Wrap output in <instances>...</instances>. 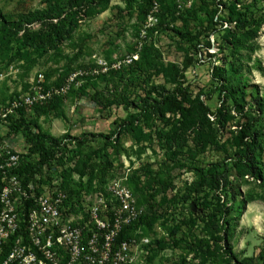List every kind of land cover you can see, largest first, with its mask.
<instances>
[{"label":"rangeland","instance_id":"374dc122","mask_svg":"<svg viewBox=\"0 0 264 264\" xmlns=\"http://www.w3.org/2000/svg\"><path fill=\"white\" fill-rule=\"evenodd\" d=\"M147 1L136 0L132 15L124 0H108L101 14L99 8L87 9L78 16L65 42L55 49H40L35 44L38 37L47 33L48 26L28 25L14 42L15 49L0 58V73L5 75L0 84V104L27 92L39 74L44 75L48 87H59L77 74L78 85L75 81L68 94L25 112L34 130L56 138L68 135L78 139L77 150L70 158L79 169L84 163L111 164L108 184L122 181L129 187L143 215L149 209L156 211L152 226L141 229V235L149 238L153 247L148 264H227L225 256H217V249L207 258L204 251L190 252L192 245L211 235L202 217L208 215L204 213L210 212L208 208L218 199L210 197L209 206L201 207L205 202L203 194L189 192L196 180L189 169H208L222 161L232 165V159L241 150L237 142L241 139L239 117L232 112L231 102L224 106L220 86L213 78L214 66L227 68L226 61H230V51L222 40V29L227 27L221 23L223 10L216 11L220 0H152L150 10ZM245 3L250 6L243 10L246 16H259L264 8V0L255 3L245 0ZM44 5V0H0V13L15 20L43 9ZM209 11L214 14L213 19ZM252 43L255 51L243 50L236 63L248 84V102L258 96L264 103V26ZM81 49L79 60L70 64L68 58ZM141 53L145 54V60L137 65ZM102 65L109 69L106 73L100 71ZM81 73L89 74L81 76ZM180 82L194 101H202L213 112L222 107L228 118L220 123L209 116V122L197 124L186 120V115L168 114L161 120L155 113L152 121L142 117L131 124L130 116L138 115V106L144 103L155 105L157 101L162 103L157 109L164 110V97ZM113 85L119 86L124 95L121 97L124 105L109 95ZM97 92H104L115 104L98 106L93 100ZM197 117V114L191 116L196 122ZM172 127H176L177 139L185 137L184 149H173L186 168L170 162V143L163 131L169 132ZM260 127L264 129V122ZM0 128L6 134L10 126ZM101 134L109 136L112 141L109 146L105 147V140L98 136ZM8 135L15 139L17 150L28 151L22 131ZM262 145L263 153L259 157L264 161ZM74 149L76 145L72 142L71 150ZM78 172L67 176V188L71 191L80 186ZM86 178L90 187L99 186L97 170ZM230 180L242 194L232 212L233 217H239L229 234L233 252L240 260L254 258L256 264H263L261 191L255 184L245 183L236 176ZM96 192L99 191L88 193L94 196ZM250 195L257 200L241 209L239 203ZM195 202L199 207L193 206ZM219 237L223 239L224 231Z\"/></svg>","mask_w":264,"mask_h":264},{"label":"trees","instance_id":"16d2710c","mask_svg":"<svg viewBox=\"0 0 264 264\" xmlns=\"http://www.w3.org/2000/svg\"><path fill=\"white\" fill-rule=\"evenodd\" d=\"M126 2L127 10L132 15L134 3L136 0H124ZM256 0H252L255 3ZM43 9L35 10L27 14L21 15L17 19H12L6 15L0 13V58L5 54L12 52L14 42L20 34L27 28L28 25L42 24L43 27H49V30L44 35L38 37L35 44L40 49H55L59 45L63 44L67 39L69 33L74 29L77 24L78 16L90 8H99V14H101L108 5V0H44ZM149 6L148 10L153 6L152 0L147 1ZM245 3V0H230L228 3L217 4L216 11L223 10V16L221 17V23L223 26L227 25L225 29H222L223 46L230 51V61L226 67L214 66L213 78L218 82L220 86V97L223 104L228 102L232 103V112L239 117L238 126H240L239 133L241 139H239L238 145L240 151L232 159V165L228 161H222L209 166L208 169H201L200 167L190 168L193 171L196 180L189 189V192L197 195L203 194L204 204L203 208H207L209 204L207 201L210 197L213 200L216 198L218 202L215 205H211L205 212L208 214L202 217V220L206 227L210 229V236L208 238L200 240L196 245L190 247V252L197 253V251H204L207 257L212 256L216 251L217 256H225L227 264H256L254 258L247 260H240L238 256L233 252V247L230 243L229 234L231 232L233 223L239 220V217H233L232 212L234 205L238 202V197L242 195L233 185V181L230 180L232 176H236L245 183L251 182L255 184L261 191V200H264V161L259 157L263 153L264 143V129H261V124L264 122L262 115L264 109V103L258 96L250 97L253 99L248 102L247 100V88L248 84L244 78V74L241 68L237 66V57L241 56V52L245 49L254 52L253 41L258 37L259 32L264 26V8L261 9L259 16H246L243 11L249 8ZM215 11V12H216ZM211 18H214L212 12H208ZM82 55V49L72 58H68L69 63L72 64L79 60ZM141 61L137 65L143 64L145 60V54L141 53ZM109 95L116 100L120 105H124L125 100L122 99L124 95L121 93L119 86L113 85L109 89ZM123 95V96H122ZM94 102L98 106H106L115 104V101H109L108 96L104 92H97L93 97ZM119 100L121 102H119ZM150 104L144 103L138 106L140 113L135 116H130V122L132 120H139L144 117L146 120L152 121L154 114L161 116V120L165 119L168 114L170 115H182L188 116V121L195 123L209 122V116L214 117L217 121L221 119H227L228 115L220 107L216 111H211L207 105L202 101H194L183 87V83L180 82L176 85L175 89L163 99V105L165 109H157V105L162 103ZM187 105L190 107L188 108ZM257 105V106H256ZM38 107V106H36ZM35 107V108H36ZM251 112H256L252 115ZM189 114V115H187ZM194 114L198 115V121H194ZM201 121H200V120ZM241 120L246 122L241 123ZM261 123V124H260ZM260 124L259 128H256ZM10 133L17 134L22 131L25 142L28 145L29 155L26 160L23 161L22 167L19 173L25 178V184L27 185L34 179L36 175L47 177H59L63 179V188L67 192L69 201H72L70 211L78 210L79 202L82 200L84 193L90 194L91 191H103V187L108 184L110 176L109 170L111 164H83V168L79 169L77 163L73 161L70 156L74 155V151L77 150L78 139L72 138L68 135L56 138L49 134L36 132L31 123L26 119L25 113L21 114V118L17 121L12 120L10 123ZM176 127H172L169 132H165L164 136L170 143V162H174L176 167L186 168L187 165L176 158L177 149L182 151L185 147V137L182 136L177 139L174 136ZM196 129V124L195 127ZM174 129V130H173ZM117 135H121L120 131L116 132ZM105 140V147L109 146L112 141L108 135H98ZM1 139V128H0ZM179 140V141H178ZM75 143L76 149H69L68 145ZM173 147H175L173 149ZM74 165H71V163ZM50 170L45 173L44 166ZM70 166V167H69ZM51 168L55 170L52 171ZM67 168V169H66ZM97 170V179L99 186L90 187L89 179L86 178L90 172L92 174ZM79 171V172H78ZM78 172V180H80V186L77 190L71 191L67 188V176H71ZM87 179V181H86ZM44 181V180H42ZM41 181V182H42ZM133 192V191H132ZM253 196L245 197L239 203V207L244 209L246 205L256 201ZM199 202V201H198ZM193 206L199 207L197 202ZM81 208V207H80ZM156 217V211L149 209L148 212L142 215L137 221L126 227L120 235L119 240H126L135 235L138 231L141 232L143 227H151ZM221 231H224L223 239L219 237ZM175 233V231H173ZM151 256H152V245ZM217 249V250H216ZM216 250V251H215ZM263 264H264V256ZM200 263V264H204Z\"/></svg>","mask_w":264,"mask_h":264},{"label":"built area","instance_id":"2783aa9c","mask_svg":"<svg viewBox=\"0 0 264 264\" xmlns=\"http://www.w3.org/2000/svg\"><path fill=\"white\" fill-rule=\"evenodd\" d=\"M100 67L102 73L109 70ZM4 78L0 73V84ZM77 79L75 74L59 87H48L39 74L27 92L0 104V126L9 127L22 113L65 96ZM9 133V128L1 131L0 139V264H148L149 238L138 231L119 240L143 215L129 187L111 182L94 196L84 193L81 208L70 211L62 178L36 175L25 184L19 170L29 153L17 150ZM44 170L50 171L47 165Z\"/></svg>","mask_w":264,"mask_h":264}]
</instances>
